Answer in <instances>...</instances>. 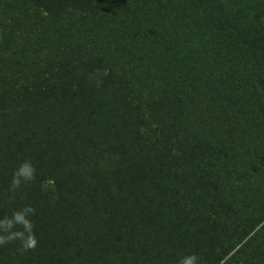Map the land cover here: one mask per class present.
Segmentation results:
<instances>
[{
    "label": "trees",
    "instance_id": "1",
    "mask_svg": "<svg viewBox=\"0 0 264 264\" xmlns=\"http://www.w3.org/2000/svg\"><path fill=\"white\" fill-rule=\"evenodd\" d=\"M5 228L0 264H264V0H0Z\"/></svg>",
    "mask_w": 264,
    "mask_h": 264
},
{
    "label": "clouds",
    "instance_id": "2",
    "mask_svg": "<svg viewBox=\"0 0 264 264\" xmlns=\"http://www.w3.org/2000/svg\"><path fill=\"white\" fill-rule=\"evenodd\" d=\"M36 176V168L30 160H22L13 170L11 181H10V191L15 192L16 190L20 189L23 185L32 182ZM31 208L27 209H17L13 211L11 217L8 218L7 223L9 225H14L16 221L20 219L22 215L25 216L27 221L26 224V236L31 235L33 242L25 247V250L35 248V239L34 234H32V222L31 219L26 215L27 212H31ZM4 232L3 236H0V245L9 243L13 239H20V237L13 236L12 234L8 233L7 229H0ZM23 246V243H22ZM176 264H200V258L195 253H188L185 255L180 256Z\"/></svg>",
    "mask_w": 264,
    "mask_h": 264
}]
</instances>
